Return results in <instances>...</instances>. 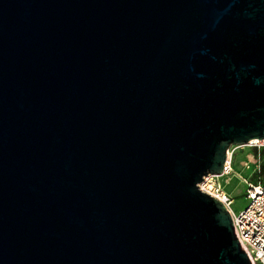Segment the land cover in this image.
<instances>
[{
	"label": "water",
	"instance_id": "obj_1",
	"mask_svg": "<svg viewBox=\"0 0 264 264\" xmlns=\"http://www.w3.org/2000/svg\"><path fill=\"white\" fill-rule=\"evenodd\" d=\"M264 137V0H0V264H253L199 183Z\"/></svg>",
	"mask_w": 264,
	"mask_h": 264
},
{
	"label": "built area",
	"instance_id": "obj_2",
	"mask_svg": "<svg viewBox=\"0 0 264 264\" xmlns=\"http://www.w3.org/2000/svg\"><path fill=\"white\" fill-rule=\"evenodd\" d=\"M248 143L257 148L264 147L263 138H252ZM231 171L230 156L228 150L227 159L223 164L221 174ZM217 174L205 175L199 183L202 190H206L208 185L211 194L219 198L232 216V222L236 236L246 253L251 257L253 264H264V180H247L246 179V197L247 204L237 213L231 209L233 198L227 193H222L220 186L215 184L214 177Z\"/></svg>",
	"mask_w": 264,
	"mask_h": 264
},
{
	"label": "rangeland",
	"instance_id": "obj_3",
	"mask_svg": "<svg viewBox=\"0 0 264 264\" xmlns=\"http://www.w3.org/2000/svg\"><path fill=\"white\" fill-rule=\"evenodd\" d=\"M253 147L248 142L232 143L228 148L231 171L214 177L215 184L233 198L231 209L234 213L248 202L246 179L264 180V156L255 154Z\"/></svg>",
	"mask_w": 264,
	"mask_h": 264
},
{
	"label": "trees",
	"instance_id": "obj_4",
	"mask_svg": "<svg viewBox=\"0 0 264 264\" xmlns=\"http://www.w3.org/2000/svg\"><path fill=\"white\" fill-rule=\"evenodd\" d=\"M253 152L257 155H263L264 156V147L263 148H257V147H253ZM256 181V180H254Z\"/></svg>",
	"mask_w": 264,
	"mask_h": 264
},
{
	"label": "bare ground",
	"instance_id": "obj_5",
	"mask_svg": "<svg viewBox=\"0 0 264 264\" xmlns=\"http://www.w3.org/2000/svg\"><path fill=\"white\" fill-rule=\"evenodd\" d=\"M212 187H213L212 185H208L207 188H206V190H207V191H211L210 189H211ZM222 193H224V192H222Z\"/></svg>",
	"mask_w": 264,
	"mask_h": 264
}]
</instances>
